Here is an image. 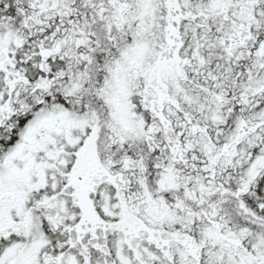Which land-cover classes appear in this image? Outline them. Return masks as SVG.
<instances>
[{
    "label": "snow or ice",
    "instance_id": "1",
    "mask_svg": "<svg viewBox=\"0 0 264 264\" xmlns=\"http://www.w3.org/2000/svg\"><path fill=\"white\" fill-rule=\"evenodd\" d=\"M0 264H264V0H0Z\"/></svg>",
    "mask_w": 264,
    "mask_h": 264
}]
</instances>
